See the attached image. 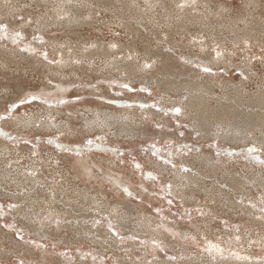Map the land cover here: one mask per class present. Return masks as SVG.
I'll return each instance as SVG.
<instances>
[{"label":"rangeland","instance_id":"rangeland-1","mask_svg":"<svg viewBox=\"0 0 264 264\" xmlns=\"http://www.w3.org/2000/svg\"><path fill=\"white\" fill-rule=\"evenodd\" d=\"M0 6V24L23 33L17 41L0 39V115L30 95L41 97L16 109L15 119L0 120V264H201L211 257L205 236L235 239L237 251L264 264V166L247 153L255 147L264 159V144L233 143L218 127L209 136L184 102L196 95L195 78L208 80L216 96L227 86L264 92V0H0ZM77 16L82 23L73 21ZM115 60L139 63L138 72L114 68ZM62 81L67 91L49 90ZM237 108L248 129L264 133L263 110L247 100ZM98 109L129 113L143 131L118 132L99 120L91 129L88 117ZM206 154L227 167L208 172L199 162ZM192 158L197 162L186 164ZM182 165L199 181L182 178ZM24 173L32 180L20 185ZM233 176L252 184L235 183L236 189ZM57 203L72 213L57 212ZM5 224H15L23 240Z\"/></svg>","mask_w":264,"mask_h":264},{"label":"bare ground","instance_id":"bare-ground-1","mask_svg":"<svg viewBox=\"0 0 264 264\" xmlns=\"http://www.w3.org/2000/svg\"><path fill=\"white\" fill-rule=\"evenodd\" d=\"M2 1V0H1ZM2 6V5H1ZM0 6V7H1ZM64 6H66V5H64ZM2 8V7H1ZM3 9V8H2ZM66 9L67 10H69L70 9V6L69 7H66ZM0 13H2L1 11H0ZM5 13V12H4ZM1 15V14H0ZM11 15V14H10ZM3 16V15H2ZM73 21H77L78 22V24L79 23H82V22H80L79 21V18H78V16L76 17V18H73ZM73 21H70V23H71V25H73ZM64 22H66V21H64ZM1 50V49H0ZM3 50V49H2ZM4 51V50H3ZM5 52V51H4ZM1 53V52H0ZM6 55V54H5ZM158 56H164V54H158ZM9 57V56H8ZM202 58H204V57H202ZM11 59V58H10ZM9 59V60H10ZM144 60V62L145 63H148L149 62V60L147 59V58H144L143 59ZM144 63V64H145ZM113 64H114V68H124V70H125V68H126V70L125 71H127L129 74H136L138 71L136 70V66H138V65H140L139 63L137 64L136 62H134V61H132V62H126V61H124V60H115V62H113ZM143 64V65H144ZM166 65V64H165ZM66 82L67 81H62V82H60V83H56V85L55 86H53V87H50L49 88V90H53L54 88H56L58 91H60V90H65L66 89V87H65V84H66ZM69 82V81H68ZM157 82L159 83V85H160V87L162 88V89H167V88H171V87H169V86H167V85H169V84H167V83H164L163 81H161V80H157ZM65 83V84H64ZM210 83V82H209ZM208 83V80L206 81V80H203V79H198V78H195L193 81H191L190 82V87H191V89H192V95H195L194 96V99H191V97H193V96H191L190 97V99H188V100H186V101H184L187 105H188V107H189V109H190V111L192 110L193 112H192V114H191V116H192V118L194 119V121L196 120V124H197V126L199 127V130L200 131H204L206 134H209V136H211L210 134H213L214 133V129H215V127H218V129H219V131H221L220 133V136H221V138H225V140L227 139H229L230 141H233V143H239V142H241V141H249L250 139H254L255 141H257V142H259V143H261V144H264V133H256L255 131H254V129L252 130L251 128H249L248 129V125H247V123L246 122H248L247 120H248V118H247V116H245L244 114H242L241 113V111L237 108V106L239 105V104H241L244 100H247L249 103H251L253 106H258L259 108H260V110H263L264 111V92H261V91H259L258 93H256V94H248V93H246L245 92V90H244V88L242 87H240V86H236V87H232V86H227V90L225 91V88H224V92L221 94L220 93V95L218 94V96H216L215 94V90H214V88L212 87V84L210 85ZM226 87V86H225ZM183 88H185V87H183ZM55 91V90H54ZM65 91H67V90H65ZM212 116V117H214V120L213 121H215L214 123H213V121H211V120H208L207 119V116ZM52 116V115H51ZM90 120H94L93 122H90L89 121V123H88V126L89 127H91V129L94 127V125L96 124L95 122V120H99V121H101V122H104L106 125H108V126H110V127H116L117 128V131L118 132H127V134L128 133H132L133 135L134 134H136L137 132H139L140 133V130H142V128L141 127H139L135 122V120H134V118H133V116H131L129 113H127L126 115H122V114H118V113H116L115 111H107V110H99L98 109V112H96V113H93V115L92 116H89L88 117ZM88 119V120H89ZM87 120V121H88ZM30 122H32V121H30ZM49 124V123H48ZM94 129V128H93ZM144 129V128H143ZM143 131V130H142ZM237 131L241 134V135H243L244 134V137H242V138H239L238 137V135L236 134L237 133ZM250 131L252 132H254V135L252 136V137H249V136H246L248 133H250ZM131 134V135H132ZM218 135H219V132H218ZM217 135V136H218ZM245 138H247V139H245ZM243 139H245V140H243ZM228 140V141H229ZM77 160V159H76ZM75 160V161H76ZM74 162V161H73ZM79 162V161H78ZM185 162H186V164H195L196 162H197V160L196 159H188V160H185ZM199 162H200V167H204V168H206L205 170H207L208 172H212L213 174L214 173H216L217 171H219V170H222L223 169V167L225 166V167H227L226 166V162L225 161H222V160H220V161H215L214 160V156H207V154L205 155V156H203V158H200V160H199ZM79 164V163H78ZM81 164H83L84 165V162L82 163L81 162ZM77 165V164H76ZM79 166H80V164H79ZM82 166V165H81ZM80 166V167H81ZM85 166V165H84ZM183 166V165H182ZM252 168V167H251ZM1 169V168H0ZM84 169H85V167H84ZM247 169V168H246ZM253 169V168H252ZM66 170V169H65ZM88 169H86V171H87ZM179 170V169H178ZM226 170V169H225ZM234 170V169H233ZM248 170V169H247ZM255 170V169H254ZM254 170H251V172L252 171H254ZM85 171V170H84ZM84 171H83V173H84ZM179 171H182L183 172V174L182 175H180L182 178H185V179H187L188 180V182H191V183H195V182H198L199 181V178H200V176L199 175H192L191 173V171L189 170V171H187V172H184L183 170H182V168L179 170ZM2 172V171H1ZM78 172H79V170H78ZM223 172V171H222ZM255 172V171H254ZM80 173H82V172H80ZM82 173V174H83ZM87 173V172H86ZM86 173H84V174H86ZM177 173V172H176ZM180 173V172H179ZM179 173L177 174L178 176H179ZM250 173V172H249ZM3 174H5V173H3ZM7 174V173H6ZM83 174V175H84ZM181 174V173H180ZM24 175V178H22L21 176H18V178L16 179V181H17V183H19L20 185H21V183H22V185H23V182H24V179L25 180H32V178L30 177V175H28V174H26V173H24L23 174ZM76 175H79L78 173L76 174ZM257 175V174H256ZM261 175V174H260ZM4 176V175H3ZM84 176H86V175H84ZM179 176V177H180ZM252 176H255V175H252ZM4 177H6V175L4 176ZM17 177V176H16ZM234 177V176H233ZM235 178V180H234V184L233 185H231L232 187H236V189H238L239 187L238 186H236V184L235 183H238V184H241L242 186H243V183H246V182H250L251 183V181L249 180V179H247V181L246 182H243V181H240L241 179L240 178H236V177H234ZM240 179V180H239ZM245 179V178H244ZM258 179V178H257ZM259 179H261V178H259ZM14 180V179H13ZM15 180H14V183L16 182ZM118 182V181H117ZM25 183V182H24ZM30 183H33V182H30ZM191 183H189V184H191ZM18 184V185H19ZM197 184V183H196ZM252 184V183H251ZM12 185V184H11ZM26 185V184H25ZM29 185V184H28ZM191 185H193V184H191ZM256 185H258L257 183H256ZM260 185L261 186H263V188H264V182H260ZM13 186V185H12ZM34 186H35V184H34ZM44 187V186H43ZM244 187V186H243ZM242 187V188H243ZM17 188V187H16ZM22 188V187H21ZM32 188V186L30 185V189ZM41 188V187H40ZM45 188V187H44ZM47 188H50L49 186H47ZM46 188V189H47ZM190 188V187H189ZM246 188V187H245ZM4 189V188H3ZM36 189V188H35ZM51 189V191L53 190L52 188H50ZM49 189V190H50ZM17 190V189H16ZM34 189H32V191H33ZM48 190V191H49ZM192 191L191 193L193 194V196H195L196 197V195H195V193H194V188H190L189 189V191ZM242 190V189H241ZM252 190V189H251ZM18 191V190H17ZM24 191V190H23ZM31 191V192H32ZM38 191H40V189L39 190H37V191H35V193L37 192L38 193ZM41 191H44V189L43 190H41ZM47 190H45V192H46ZM50 191V192H51ZM55 191V190H54ZM57 192V191H56ZM186 193H187V191H185ZM4 193V192H3ZM28 193V192H27ZM26 193V194H27ZM30 193V192H29ZM58 193V192H57ZM210 193V192H209ZM34 194V193H33ZM32 194V195H33ZM40 194H43V192L42 193H40ZM47 193H45V195H46ZM58 194H60V193H58ZM66 194V193H65ZM188 194V193H187ZM35 195V194H34ZM38 195V194H37ZM48 195V194H47ZM52 195H54V193L52 194ZM56 195V197H55V199H58V197H57V194H55ZM54 195V196H55ZM66 195H68V194H66ZM189 195V194H188ZM210 195V194H209ZM213 195V194H212ZM19 196H23V194H19ZM19 196L17 195V197H18V199H19ZM26 196V197H25ZM30 196V195H29ZM36 196V195H35ZM49 196V195H48ZM51 196V195H50ZM49 196V197H50ZM65 196V195H64ZM211 196V195H210ZM16 197V198H17ZM24 197H25V199L27 198V199H29L28 197H27V195H24ZM52 197V196H51ZM50 197V198H51ZM199 197V196H198ZM197 197V198H198ZM38 198H40V196L38 197ZM38 198H36V199H38ZM187 198H188V196H187ZM191 198V197H190ZM189 198V199H190ZM194 198V197H193ZM20 199H22V198H20ZM31 199V198H30ZM41 199V198H40ZM42 199H43V197H42ZM53 199V198H52ZM52 199H50L49 200V198L47 197V196H45V198H44V201H46V202H49L50 203V201L52 200ZM54 199V200H55ZM60 199V198H59ZM26 201H28V200H26ZM31 201H32V199H31ZM35 201V200H34ZM33 201V202H34ZM43 201V200H42ZM53 201V200H52ZM56 201H58V200H56ZM29 202H30V200H29ZM40 202V201H39ZM38 201L36 202V203H39ZM54 202V201H53ZM52 202V203H53ZM82 202V201H81ZM29 204H31V203H29ZM28 204V205H29ZM68 204V203H67ZM26 205V204H25ZM35 205V204H34ZM38 205H40V204H38ZM246 205V204H245ZM36 206V205H35ZM62 206V205H61ZM247 207H250L251 205H246ZM27 207V206H26ZM25 207V208H26ZM34 207V206H33ZM41 207V206H40ZM71 207V206H70ZM28 208H30V207H28ZM50 208H52V207H50ZM54 208H56V211L57 212H60V211H62V210H65V211H68V212H70V213H72L71 211V209L70 210H68V209H66V208H63V207H60L59 206V204L57 203V204H55L54 205ZM74 208V207H73ZM30 210V209H29ZM34 210H38V209H34ZM82 210V209H81ZM31 211H32V208H31ZM36 212V211H35ZM35 212H34V214H35ZM56 212V213H57ZM63 212V211H62ZM68 212H66V213H68ZM76 212V211H75ZM31 213V212H30ZM52 213V212H51ZM80 213V212H79ZM40 214V213H39ZM61 214V213H60ZM84 214V213H83ZM86 214V213H85ZM37 215V214H36ZM70 215V214H69ZM42 216V215H41ZM60 216V215H59ZM58 216V217H59ZM71 216V215H70ZM78 216V215H77ZM37 217V216H36ZM55 218V217H54ZM56 218H57V216H56ZM55 218V219H56ZM59 219H60V217H59ZM41 223V222H40ZM146 224V223H145ZM152 225V224H151ZM144 226H147V224L146 225H144ZM148 227V226H147ZM149 228V227H148ZM151 228H153V227H151ZM150 229V228H149ZM146 231H148V230H146ZM158 232V231H157ZM234 235H236V237L238 236L239 238L241 237V235L242 234H234ZM231 236V235H230ZM212 242L213 244H218L219 245V247L220 248H222L223 249V252L222 253H218V252H216V251H212V252H209L210 253V255H211V257H205V260H201V264L202 263H207V264H235L236 262H235V260L236 259H242V264H262V263H259V262H255V261H253L252 259L253 258H256V254H251V255H249L248 253L247 254H242L240 251H237L238 249H240L239 247H237V242H235V239H231V240H226L225 238H218V237H207V236H205V239H204V243H205V245H204V248H206L207 247V243L208 242ZM238 244H240V242H238ZM239 246V245H238ZM208 252V251H207ZM245 257H249V259H251V262H248L247 260H246V258ZM213 258H215L217 261H216V263H214V262H212V259ZM219 259H222V261H219ZM248 259V260H249ZM224 260H228V261H226V263H225V261ZM240 260H239V262H240ZM258 261V260H257ZM190 264V263H189ZM193 264V263H192ZM195 264V263H194ZM196 264H199V263H197L196 262Z\"/></svg>","mask_w":264,"mask_h":264},{"label":"snow or ice","instance_id":"snow-or-ice-1","mask_svg":"<svg viewBox=\"0 0 264 264\" xmlns=\"http://www.w3.org/2000/svg\"><path fill=\"white\" fill-rule=\"evenodd\" d=\"M183 6L184 5H180V7H183ZM21 19H23V17H21ZM30 22L31 21H29V23ZM22 36H23V33L21 31H12V32H10L9 29H8V26L6 24H0V39L8 38V39H11L13 41H17ZM113 47H115V45H113ZM216 55L219 57L221 55V53L217 52ZM45 58H47L46 55H45ZM204 71L205 72H211V69L205 67ZM122 86L125 87V88H130V86L128 84H124ZM39 99H41V97H39L37 95H30L27 99H21L18 103L11 104L8 107V109H7V114L0 115V120L15 119L16 118L15 117L16 109L20 108L24 104H28L31 101H35V100H39ZM46 102L47 103H51L50 101H46ZM58 103L59 104H64V103H67V101L66 100H60V101H58ZM153 107H155V105H153ZM173 111L181 112L183 110L179 109V108H176V109H173ZM24 115L27 116L28 114L24 113ZM158 127H163V126L162 125H158ZM181 135H182V133H181ZM93 144H94L93 140H88L87 141V146H92ZM169 145H171V142H169ZM150 147L154 150V152L157 155H159L160 150L156 147L155 144L151 145ZM81 151H83V149ZM259 151L260 150L255 148V147H251V148L247 149L248 158L251 159V160L258 161L262 166H264V159H262L259 155H257V153ZM161 159H163V162L165 164H171L172 163L171 159H164L163 157H161ZM136 166L137 167H141L139 164H137ZM172 167H176V165L173 164ZM181 167H182L183 171H185V172L189 171L188 168L183 167V166H181ZM141 170H142V168H141ZM145 175L148 176L151 179H156L155 175L152 174V173H145ZM167 187H168L167 195L171 196L172 195L171 187H170V185L167 186ZM124 191L127 192L129 195H131V192H130V190L127 187L124 188ZM145 191H146V189H145ZM168 203L171 204L172 201L169 200ZM8 207H18V205H9ZM253 207H255V205H253ZM261 211H264V209H261ZM3 214H4V208L0 207V215H3ZM96 223H99V221H96ZM4 227L5 228H11L14 231H16L17 235H19V238L21 240H23L24 237L22 235H20V230L16 229L15 224H5ZM108 228L112 232V234L115 235L121 241L125 239L124 236H121L120 233L115 228H113L111 222H109ZM131 239H135V237H131ZM236 239L238 240L239 237L237 236ZM141 242L142 243H146L145 241H141ZM33 243H35V242H33ZM153 243L156 244V241H153ZM204 250L208 251V252H212V251H216L218 253H222L223 252V249L220 248L218 244H213L210 241L207 243V247ZM20 264H24V262L20 261Z\"/></svg>","mask_w":264,"mask_h":264}]
</instances>
